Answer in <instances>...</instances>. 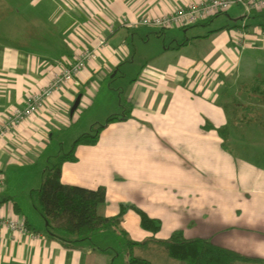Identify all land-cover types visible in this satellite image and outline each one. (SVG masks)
Instances as JSON below:
<instances>
[{
	"label": "crops",
	"instance_id": "0c3cea01",
	"mask_svg": "<svg viewBox=\"0 0 264 264\" xmlns=\"http://www.w3.org/2000/svg\"><path fill=\"white\" fill-rule=\"evenodd\" d=\"M183 2L0 0V125L7 123L13 108L24 106L31 91L45 84L46 65L94 45L97 35L107 42L101 59L86 67L78 88L59 90L43 117H34L0 139V174L4 177L0 264H114L120 257L115 247L119 230L126 240L137 243L150 237L166 239L179 230L186 238L208 239L258 260L236 264H264V70L251 57L241 60L242 54L260 48L246 46L257 33H251L244 22L220 35L222 42L235 40L237 54L231 48L222 49L212 70L200 72L196 66L181 87L169 76L150 78L145 89L133 83L126 99L130 105L126 117L105 125L94 144L78 145L75 160L62 163V183L105 189L99 215L115 217L121 205L128 206L119 218V229L101 230L90 240L70 243L40 229L43 218L34 208L32 217L22 211L32 207L29 192L39 187L44 169L43 164H35L45 156L52 136L69 129L78 121L73 123V117L89 110L90 102L96 100V82L115 77L129 56L123 44L110 42L121 30L146 27L161 34L165 29L136 22L170 12ZM262 11L244 13L249 17ZM41 14H48L45 30L41 29ZM241 35L246 38L239 42ZM78 96L79 110L71 114ZM79 132L74 133L75 139ZM10 167L17 169L14 174L26 184L23 190L9 186L5 172ZM21 168L32 170L30 179L27 172L19 173ZM20 192L24 205L16 202ZM132 206L159 220L160 229L152 233L141 228ZM9 219H23L28 232L8 227ZM150 252L154 260L161 256L163 264H172L164 260L166 252L153 241L131 247L134 256L155 264L145 257ZM124 253L122 263L128 264L129 252Z\"/></svg>",
	"mask_w": 264,
	"mask_h": 264
},
{
	"label": "rangeland",
	"instance_id": "374dc122",
	"mask_svg": "<svg viewBox=\"0 0 264 264\" xmlns=\"http://www.w3.org/2000/svg\"><path fill=\"white\" fill-rule=\"evenodd\" d=\"M187 2L188 0H184ZM43 12H46L44 10ZM48 14H41V29L48 28L47 22ZM244 24L248 25L250 32L257 33L256 39L249 40L247 45L253 47H260L258 50L247 52L242 54L241 60L253 59L255 62H259L263 65L264 70V49L262 48L264 38V11L251 16H245L244 11L239 7H231L227 13H221L214 17L212 20L201 21L198 24L191 25L185 29H179L177 27H171L165 29L161 34L156 35V30L147 29L146 27L137 28L134 30L126 31L121 30L116 36V40L110 42V44H123L125 48H128L129 56L119 66V70L115 77L107 76L104 81H97L95 87L97 89V96L95 101H91L89 110L78 113V117H73V123L69 129L56 132L52 138L51 143L45 153V156L40 157L35 165L43 164L42 168L48 164L47 159L52 161L56 153H65L69 151L72 142L74 141V133L86 131L85 133H91L92 127L103 124L108 117H115V120L126 117L130 105L126 101L128 92L131 85L136 83L144 89L150 78L152 79H164V77H171L173 81L183 86V83H187L188 73L196 66L200 67V72L212 70V65L216 62L218 57L223 54L224 48H231L237 54V44L235 40L230 43L220 41V35L223 36L227 33L228 28H236ZM257 30V31H256ZM254 34V33H253ZM252 34V35H253ZM255 36V35H254ZM186 45H184V43ZM216 52L207 58L212 52ZM221 52V53H220ZM251 57V58H250ZM226 58V57H225ZM213 74L212 71H209ZM185 86V85H184ZM224 100L218 99L217 103L223 104ZM79 118V119H78ZM96 122L95 124H93ZM89 123V124H88ZM93 125L92 127L90 125ZM91 127V128H90ZM81 129V130H80ZM84 129V130H82ZM17 169L10 167L5 172V176L8 177V183L10 187H15L19 191L26 187L22 181H20L14 174ZM19 173H25L31 177L32 170L21 168ZM29 171V173H28ZM30 183V181H28ZM24 196L21 192L16 196V202L18 205H24L22 201ZM26 200V198H25ZM29 202V199H27ZM29 210L22 208L25 215L29 217L34 216L36 213L33 206L29 205ZM31 213V214H30ZM39 214V213H38ZM31 215V216H30ZM41 216V215H40ZM42 227L45 229V221L42 220ZM119 229V228H118ZM120 231V230H119ZM116 240L115 247L120 251V257L115 258L114 264H123L122 259L126 256L124 252H128V246L126 245V237L122 233L115 234ZM160 250V249H159ZM117 250V253H119ZM124 251V252H123ZM157 251V250H155ZM161 252V251H160ZM153 252L150 255H145L147 259L153 261L155 264H163L161 256H158V260L153 259ZM156 255V254H155ZM164 260L172 264H183L179 261H175L162 255Z\"/></svg>",
	"mask_w": 264,
	"mask_h": 264
},
{
	"label": "trees",
	"instance_id": "16d2710c",
	"mask_svg": "<svg viewBox=\"0 0 264 264\" xmlns=\"http://www.w3.org/2000/svg\"><path fill=\"white\" fill-rule=\"evenodd\" d=\"M115 119V117L110 116L103 124L94 128L91 133L79 135L72 142L69 151L56 156L52 161H48L42 171L39 187L29 192L32 206L45 221L46 232L62 241L76 243L90 240L94 234L101 230H117L119 218L128 208L126 205H121L120 211L115 217L101 216L97 213V209L106 200L103 187L88 189L78 185L64 184L60 180L61 165L65 161L75 160V148L80 144H94L101 129ZM220 131L218 130V133ZM132 209L140 217L141 228L152 233L160 229L159 220L149 218L135 206H132ZM119 232L124 234L122 231ZM147 241L155 242L163 248L170 258L183 264H236L238 262L258 261L228 248L214 245L208 239L186 238L178 230L166 239L150 237L140 243L126 240L129 250L128 264H151L148 260L131 253L133 245H142Z\"/></svg>",
	"mask_w": 264,
	"mask_h": 264
},
{
	"label": "built area",
	"instance_id": "2783aa9c",
	"mask_svg": "<svg viewBox=\"0 0 264 264\" xmlns=\"http://www.w3.org/2000/svg\"><path fill=\"white\" fill-rule=\"evenodd\" d=\"M234 5L240 6L246 14L264 10V0H188L170 12L141 17L136 24L159 30L171 27L184 28L225 13ZM122 23L123 25H129L127 21ZM240 38L239 42L244 40L246 36L241 35ZM106 48L105 37L97 35L94 45L82 47L72 57H63L61 60H55L46 65L47 80L45 84L27 95L23 107L13 108L8 113L7 123L0 125V139L6 138L16 131L20 125L34 117H43L48 112V105L52 103L55 93L59 90L67 86L78 88L81 82L84 81V72L88 64L101 59ZM78 110L76 107L74 111L77 112ZM3 184L4 177L0 174V189ZM6 224L15 231L28 232L23 219H9Z\"/></svg>",
	"mask_w": 264,
	"mask_h": 264
},
{
	"label": "water",
	"instance_id": "95a60500",
	"mask_svg": "<svg viewBox=\"0 0 264 264\" xmlns=\"http://www.w3.org/2000/svg\"><path fill=\"white\" fill-rule=\"evenodd\" d=\"M78 102H79V96L75 99L73 105L71 106V109H70V113L72 114L73 111L76 109L77 105H78Z\"/></svg>",
	"mask_w": 264,
	"mask_h": 264
}]
</instances>
